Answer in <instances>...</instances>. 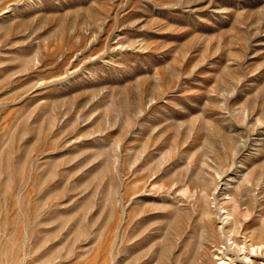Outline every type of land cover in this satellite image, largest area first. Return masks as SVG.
<instances>
[{"label":"rangeland","instance_id":"rangeland-1","mask_svg":"<svg viewBox=\"0 0 264 264\" xmlns=\"http://www.w3.org/2000/svg\"><path fill=\"white\" fill-rule=\"evenodd\" d=\"M258 246L264 0H0V264Z\"/></svg>","mask_w":264,"mask_h":264},{"label":"bare ground","instance_id":"bare-ground-1","mask_svg":"<svg viewBox=\"0 0 264 264\" xmlns=\"http://www.w3.org/2000/svg\"><path fill=\"white\" fill-rule=\"evenodd\" d=\"M223 225H224V224H223ZM257 248H261V249H262V248H264V246H260V247L258 246ZM225 257H226V256H225ZM231 259H232V257H231ZM220 260H221V262L219 261V262H220V264H227V262L225 263V261H226V260H225V261H223V259H222V258H221ZM228 261H229V260H228ZM230 261H231V260H230ZM233 262H234V261H233ZM242 263H243V262H242Z\"/></svg>","mask_w":264,"mask_h":264}]
</instances>
